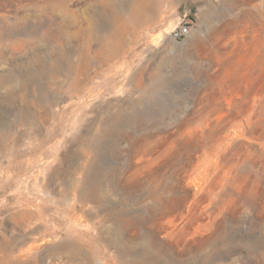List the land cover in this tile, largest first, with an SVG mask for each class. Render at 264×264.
I'll use <instances>...</instances> for the list:
<instances>
[{
  "label": "rangeland",
  "instance_id": "rangeland-1",
  "mask_svg": "<svg viewBox=\"0 0 264 264\" xmlns=\"http://www.w3.org/2000/svg\"><path fill=\"white\" fill-rule=\"evenodd\" d=\"M0 264H264V0H0Z\"/></svg>",
  "mask_w": 264,
  "mask_h": 264
},
{
  "label": "bare ground",
  "instance_id": "bare-ground-1",
  "mask_svg": "<svg viewBox=\"0 0 264 264\" xmlns=\"http://www.w3.org/2000/svg\"><path fill=\"white\" fill-rule=\"evenodd\" d=\"M129 16H128V19L124 21L123 23V26L122 28H120L123 32L124 30L128 29V31H134V30H141V26L144 25V20L141 16V14L139 13V11L136 9V8H130L129 9ZM142 11V10H140ZM144 16V14H143ZM150 19H153V18H150ZM152 22V21H151ZM147 23V22H146ZM141 28V29H140ZM120 30V31H121ZM110 39V44L109 46L112 48L111 46V43L112 41L114 43H116L115 46H117V44L121 43L122 42V33L119 34L118 32L113 31L112 34H111V37L109 38ZM108 47V46H107ZM100 48L102 51H105L106 50V47L105 46H102L100 45ZM108 50V49H107Z\"/></svg>",
  "mask_w": 264,
  "mask_h": 264
},
{
  "label": "built area",
  "instance_id": "built-area-1",
  "mask_svg": "<svg viewBox=\"0 0 264 264\" xmlns=\"http://www.w3.org/2000/svg\"><path fill=\"white\" fill-rule=\"evenodd\" d=\"M188 34V27L177 26L170 32V37L173 40L180 41Z\"/></svg>",
  "mask_w": 264,
  "mask_h": 264
}]
</instances>
